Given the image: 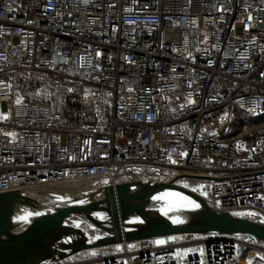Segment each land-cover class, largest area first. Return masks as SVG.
Here are the masks:
<instances>
[{
  "label": "built area",
  "instance_id": "2783aa9c",
  "mask_svg": "<svg viewBox=\"0 0 264 264\" xmlns=\"http://www.w3.org/2000/svg\"><path fill=\"white\" fill-rule=\"evenodd\" d=\"M179 177L264 220V0H0V194ZM193 235L177 264L264 249Z\"/></svg>",
  "mask_w": 264,
  "mask_h": 264
},
{
  "label": "water",
  "instance_id": "95a60500",
  "mask_svg": "<svg viewBox=\"0 0 264 264\" xmlns=\"http://www.w3.org/2000/svg\"><path fill=\"white\" fill-rule=\"evenodd\" d=\"M181 178L105 186L87 195L94 198L83 205L53 206L34 230H29L30 216L24 211L44 210L46 202L57 201L56 195L35 190L1 193L0 264H48L82 251L175 235L246 234L264 246V220L256 212L217 211L177 185ZM180 197L198 207L181 206L165 215L162 209ZM175 219L182 222L173 223Z\"/></svg>",
  "mask_w": 264,
  "mask_h": 264
},
{
  "label": "bare ground",
  "instance_id": "6f19581e",
  "mask_svg": "<svg viewBox=\"0 0 264 264\" xmlns=\"http://www.w3.org/2000/svg\"><path fill=\"white\" fill-rule=\"evenodd\" d=\"M183 185L193 188L194 186L190 183L182 182ZM103 188L99 183H72L60 185L58 187L48 186L40 189H35V191L46 192L50 194H55L57 201L46 202L43 207L44 210H27L24 211L28 216L29 220V230H34L37 226V222L42 219L43 216L50 215L53 211V206L61 205H83L93 200L94 197L87 196L92 194L94 191ZM28 191V190H25ZM34 191V190H31ZM55 203H61L60 205ZM31 214V215H29ZM24 235V234H22ZM198 238L196 235H175L170 237L158 238L154 240L134 243V244H117L104 248L92 249L87 251L78 252L71 257L63 259L61 263H69L71 261H82L92 263L87 264H137L132 258L133 255L129 256L131 259H125V261L117 262L116 260H111L110 254H115L118 252L129 253L132 250H139L142 254L140 257L139 264H177V260L181 261L187 259L193 253V249L190 246H185L187 241ZM158 241H163V243H157ZM186 242V243H185ZM179 245L178 248L175 246ZM150 251V252H145ZM246 251H261L264 254V249L261 247H247ZM243 251L237 249H229L225 252H211V263L210 264H240L242 263ZM213 253V255H212ZM153 256V258H152ZM102 258H108L104 263L98 261ZM96 260H98L96 262ZM85 264V263H84Z\"/></svg>",
  "mask_w": 264,
  "mask_h": 264
},
{
  "label": "rangeland",
  "instance_id": "374dc122",
  "mask_svg": "<svg viewBox=\"0 0 264 264\" xmlns=\"http://www.w3.org/2000/svg\"><path fill=\"white\" fill-rule=\"evenodd\" d=\"M47 92H49V89H47ZM51 94L53 97L59 96V92L53 89L51 91ZM122 175H125V172H123ZM65 184H72V183H65ZM65 184H58V185H54L53 187H58L60 185H65ZM241 257H242V263L240 264H264V254L261 251L259 252L246 251L242 254Z\"/></svg>",
  "mask_w": 264,
  "mask_h": 264
},
{
  "label": "snow or ice",
  "instance_id": "6c2138e0",
  "mask_svg": "<svg viewBox=\"0 0 264 264\" xmlns=\"http://www.w3.org/2000/svg\"><path fill=\"white\" fill-rule=\"evenodd\" d=\"M19 102V101H18ZM186 205H192V206H194V207H198V205H195L192 201H190V200H187L186 198H184V197H180L178 200H170L169 202H168V206H167V208H165V209H162V211H163V213L165 214V215H167V213L169 212V211H172V210H174L175 208H178V207H181V206H186ZM29 215H31V214H29ZM21 219H23V220H27V217H24V218H21ZM182 221H180L179 219H175V220H173V223H181ZM157 243H163V241H158Z\"/></svg>",
  "mask_w": 264,
  "mask_h": 264
}]
</instances>
